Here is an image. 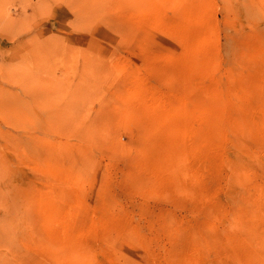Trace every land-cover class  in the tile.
<instances>
[{
	"label": "rangeland",
	"instance_id": "1",
	"mask_svg": "<svg viewBox=\"0 0 264 264\" xmlns=\"http://www.w3.org/2000/svg\"><path fill=\"white\" fill-rule=\"evenodd\" d=\"M0 264H264V0H0Z\"/></svg>",
	"mask_w": 264,
	"mask_h": 264
}]
</instances>
